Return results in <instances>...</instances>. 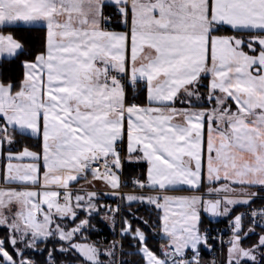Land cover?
<instances>
[{
    "label": "snow or ice",
    "instance_id": "obj_1",
    "mask_svg": "<svg viewBox=\"0 0 264 264\" xmlns=\"http://www.w3.org/2000/svg\"><path fill=\"white\" fill-rule=\"evenodd\" d=\"M105 7L114 8L125 25L131 16L130 34L102 27L111 21ZM21 25L46 28L42 51L34 52L5 31ZM222 31L239 35H217ZM17 60L24 69L18 90L0 71V148L30 134L42 138V153L27 147L9 151L4 180L41 190H0V227L7 228V243L19 258L0 239V264H35L16 245L34 249L49 237L66 241L68 247L59 251L75 252L82 264H102L97 247L74 242L89 226L87 217L98 211V193L81 195V188L73 195L71 185L87 181L90 174L120 189L123 159L147 162V182L132 180L140 188L187 185L199 191L205 181L209 194L235 191L233 184L264 188V0H0V64ZM204 77H209L206 98L200 93ZM139 82L146 87L149 106L127 99L126 85L134 90ZM193 98L207 99L214 107H175L177 101L191 106ZM125 133L127 155L122 157L119 142ZM24 158L34 162L12 163ZM221 180L228 183L211 187ZM121 199L164 210L162 231L168 243L161 246V256L147 247L141 229L133 230L124 220L122 233L133 234L146 264H200V246H207L200 209L221 215L220 199L173 201L132 194ZM173 202L178 211L170 210ZM223 202L249 204L250 198L225 197ZM104 207L120 212L119 206ZM77 210L86 217L66 229L64 221L74 223ZM229 211L225 207L223 214ZM242 215L232 222L227 264H258L256 252L264 249V235L251 248L242 247V239L255 232L251 227L241 234ZM251 216L253 225L261 217L258 226L264 228V208ZM105 254L114 256V246ZM49 264H55L51 252Z\"/></svg>",
    "mask_w": 264,
    "mask_h": 264
},
{
    "label": "trees",
    "instance_id": "obj_2",
    "mask_svg": "<svg viewBox=\"0 0 264 264\" xmlns=\"http://www.w3.org/2000/svg\"><path fill=\"white\" fill-rule=\"evenodd\" d=\"M105 13H108L112 10V7H105ZM114 17V27L120 28L121 21L120 16L113 15ZM24 28L35 29L33 31H24ZM6 32H13L15 37L23 42L33 50L34 52H39L43 50L44 38L46 35V28L44 26H19L18 29L8 28L5 29ZM218 35H239L238 33L232 31H222L217 33ZM23 59H32V57H20ZM0 71L3 72V77L5 78V82L11 81L14 85L19 86V82L23 79L24 69L20 64V60L15 61L14 63H9L4 61L0 64ZM209 77L202 78V85L204 87L200 88V93L202 97H207L208 89L206 85L208 84ZM135 97V99H133ZM128 100L131 103L132 101H136L139 104H145L146 100V88L145 87H137L134 90H128ZM178 107H201L207 108L214 106V103H209L207 99H202L201 101H196L193 98V105L189 106L187 104H181L179 101L175 104ZM193 109V108H192ZM17 142L13 145H9L6 147L7 150L19 151L24 147L28 149L41 153L42 152V141L39 138L32 137L30 135L25 134L23 137H16ZM123 177L126 182L127 187H131L132 179H139L145 182L146 179V164L142 162L129 163L126 160L123 164ZM80 181H78L75 185H78ZM209 184H204L201 187V191L207 190ZM246 191L254 192V191H263L262 187H247V186H238ZM239 189V188H238ZM137 196H146L144 194H140ZM111 200L113 202V207L117 206L121 207L120 212L112 213L108 211V208L104 207L107 205L106 203ZM108 206V205H107ZM245 205H240L238 207L232 208L230 214L225 216V219L230 218L239 212V210ZM99 207L100 211L96 214L89 216L90 224L85 229H83L82 234H78L74 237V242L76 243H87L89 245H94L100 251L99 260L102 264H116L118 254L120 257L121 264H146L145 259L143 258V254L139 251L141 245L137 242L136 239L133 238V234L122 233L121 236H118V229L121 230L125 227L124 220L126 219L131 225L133 230L136 228L141 229L146 237H147V247L153 251L157 256L160 254L161 246L168 242L165 236L162 233V220H161V209L157 208L154 204H149L146 201H134L129 203L127 200H120L119 195H115L114 197L110 195H105L99 198ZM103 214L112 215L111 218L105 219ZM85 215L84 211H80V215L77 220L73 223L71 221L65 220L68 222V228H72L77 224L78 220ZM147 221V223H145ZM213 218L207 214H204L200 218L199 227L200 229L204 228L207 224L213 223ZM97 226H101L104 229V232L108 234L109 237H114L115 241L113 243L107 241L105 243L101 242L99 239V233L96 230ZM260 235H264V229L256 228L254 233L249 234L246 238H243L241 241V246L244 248H251L255 243L258 242V238ZM8 230L7 228L0 227V239H5V247L6 250L16 257L13 248L7 243ZM120 239L119 243L117 240ZM115 255L108 256L106 255V251L109 249H113ZM17 248L21 249L24 253V257L28 260L35 261V264H49V252L52 253V259L55 264H82L80 257L75 252H60L59 249L61 247H68L66 241H61L58 237H49L47 240L37 241L36 248L29 249L25 248L23 243H18L16 245ZM204 249V259H208L207 250L205 246L202 245ZM263 249H260L256 252L258 256H261ZM229 257V256H227ZM249 261H241V264H248Z\"/></svg>",
    "mask_w": 264,
    "mask_h": 264
},
{
    "label": "built area",
    "instance_id": "obj_3",
    "mask_svg": "<svg viewBox=\"0 0 264 264\" xmlns=\"http://www.w3.org/2000/svg\"><path fill=\"white\" fill-rule=\"evenodd\" d=\"M113 14H116L115 9L113 10V12L105 14L106 17H111V21L104 25L105 29H110L113 27V23H114ZM138 84H137V86H138ZM128 88H131V87L126 85V90ZM119 147H120V149L123 148V142L119 143ZM95 167L96 166L93 165V168H95ZM121 184H122L121 189L115 191V192L119 193L120 195L141 194V193L152 192V191L146 190L145 187L144 188L137 187V186L133 185L132 182H131V187H127L126 182H125L124 178L122 177V175H121ZM107 191H110V190H107ZM111 192H114V191H111ZM255 193H256L255 196H252V194L242 195V197H249L252 200L251 204L244 206L237 213V215L243 214L242 215V221H241V224H242V233L241 234L242 235H243V233L248 232V229L251 227H255V229L256 228L264 229V228L258 226L261 222V217H259V216L255 218L257 225H253V217L251 216V212L253 210H259V209L264 208V192H255ZM109 204L111 205L112 202L110 201ZM119 208L121 209V207H119ZM236 216L230 217L229 219H219L217 221H214L211 224H207L201 230V233H206V235H207V246H205L203 244L202 245L205 246V248L207 250L208 259L207 260L204 259V249L202 248V245H201L200 246V264H227L228 259H229V257H227L228 256V250L230 247L229 240L232 237V228H233L232 222L234 221V218ZM96 230L99 233V239L101 242L105 243V242L109 241V242L113 243L115 241V238L109 237L108 234L104 232V229L101 226H97ZM249 234H251V233H249ZM120 235H121V228L118 229V236L120 237ZM119 240L120 239L117 240L118 243H119ZM164 245H166V244H164ZM159 256H161V249H160V255ZM256 256H257L258 264H264V249H263L261 256H258L257 254H256ZM187 258L191 259V253L187 254ZM116 264H121L119 258H118ZM248 264H252V262L249 261Z\"/></svg>",
    "mask_w": 264,
    "mask_h": 264
},
{
    "label": "crops",
    "instance_id": "obj_4",
    "mask_svg": "<svg viewBox=\"0 0 264 264\" xmlns=\"http://www.w3.org/2000/svg\"><path fill=\"white\" fill-rule=\"evenodd\" d=\"M104 13H105V10H104ZM121 20V27L120 28H115V29H110V30H107V31H114V32H117V33H129L130 34V29H131V16L128 17V25H125L123 22H122V17L120 18ZM24 26V25H22ZM29 26H43V25H29ZM103 27V25H102ZM104 28V27H103ZM218 35V34H217ZM226 36V35H225ZM130 43V41H129ZM246 52H248L249 50L247 48L244 49ZM249 54H251L249 52ZM129 55H130V50H129ZM145 87V85H144ZM146 88V87H145ZM126 96H127V90H126ZM128 99V98H127ZM146 100H147V90H146ZM230 102V101H229ZM135 103V102H134ZM231 103V102H230ZM137 104V103H136ZM139 104V103H138ZM141 106H149V102L147 100V102L145 104H139ZM175 107H177L178 109L179 108H183V107H178L175 105ZM214 106H211V107H207V108H201V107H198V108H195V107H192L193 110H202V109H210ZM233 107V110H235V105L233 104L232 105ZM185 108V107H184ZM177 122H181L180 119L178 118ZM127 128V121H125V129ZM27 135H30V134H27ZM31 136V135H30ZM41 141H42V138H40ZM123 145H124V148L122 149V152H121V155L122 157H125L127 155V135L125 133L124 137H123ZM9 145L8 144H4L3 145V148H0V190H7V189H30V190H41L40 189V186L39 185H32V184H18V183H7L5 182L4 180V174H5V171H6V165L8 163V160H7V153L9 151L13 152V153H19L21 152L22 150H19V151H14V150H7L6 147H8ZM30 150V149H29ZM32 151V150H30ZM35 152V151H34ZM42 153V152H41ZM127 159H123L122 160V164H124V162L126 161ZM34 161H32L30 158H24L22 160H13L12 163L14 164H20V165H24V164H28V163H33ZM142 163H145L146 164V179H145V183L147 182V168H148V165H147V162L146 161H140ZM39 165H40V179H41V183L43 181V171H44V168H43V160L41 159L40 162H39ZM205 170H206V164H205ZM119 174V173H118ZM120 175V174H119ZM121 176V175H120ZM79 184L78 185H75L77 182H74L72 185H71V188H74L76 191H73V195H76L77 194V189H83V191H81L79 194L81 195H85L87 192H92V191H95L98 193L97 195V198L95 199V203L97 204V207H98V211L94 212V214L98 213L100 211V207H99V198L100 197H103L105 196L104 194L105 193H113L111 191H117V190H114L112 189L109 185H107L106 183H104L103 181H100V180H93L91 175L89 174L88 175V178H87V181L84 180V179H80L79 180ZM228 181H224V180H221L219 182H216V183H213L211 184V187H215V188H219L221 185L223 184H227ZM204 184H208L207 181L204 182ZM203 184V186H204ZM186 186L184 190H181V192H186V193H189V194H200L202 196H205L204 194H209L207 192V190H205L204 192L199 190V191H195V190H191L189 189V187L187 185H184ZM238 186H242V185H239V184H233L231 185V187L233 189H235V191H230V192H220V193H212L214 195L212 196H216V198H221L222 197H235L237 198L239 195H240V192L241 193H245V192H248L246 191L245 189L241 188V187H238ZM248 187V186H247ZM149 190H154L156 191L155 194H148L144 197H147V196H152V197H156L158 196V192H168L170 191L171 189H159V188H150V187H147ZM239 188V189H238ZM102 189H107V190H110V191H103ZM247 194V193H245ZM137 196V195H136ZM17 205H12V211H16L17 209ZM93 215V213H92ZM84 216V215H82ZM103 217L105 219H110L111 218V221L113 219V216L112 215H107V214H103ZM220 217V216H219ZM28 239H30V237H28Z\"/></svg>",
    "mask_w": 264,
    "mask_h": 264
},
{
    "label": "rangeland",
    "instance_id": "obj_5",
    "mask_svg": "<svg viewBox=\"0 0 264 264\" xmlns=\"http://www.w3.org/2000/svg\"><path fill=\"white\" fill-rule=\"evenodd\" d=\"M127 25H128V23H127ZM211 109V108H210ZM185 187L186 186H184V185H180V186H176V188L175 189H171L170 191H168V192H159L158 193V196L159 197H165V196H167V197H170V198H172L173 199V201H175L177 198H182V197H191V196H202V195H200V194H189V193H186V192H181V190H184L185 189ZM253 187H260V186H253ZM245 193H250V191H248V192H245ZM205 200H216V199H220L221 201H222V203H221V206H220V208H219V212L221 213V215H224V216H228L229 214H230V212H231V210H232V208H234V207H238V206H240V205H247V204H232V205H226L223 201H224V199H225V197L224 198H216V197H213V196H211V195H207V196H202ZM227 198H231V199H234V200H240V199H243V198H241V197H237V198H235V197H227ZM245 199V198H244ZM164 201H163V199H161L160 200V203H163ZM250 202H251V200H250ZM46 207V206H45ZM170 210L171 211H178L179 210V206L176 204V203H172V204H170ZM225 207H228L229 209H230V211L225 215V214H223V211H224V208ZM161 209V217L164 215V210L162 209V208H160ZM78 211V216L80 215V211L79 210H77ZM93 214H94V212H93ZM204 214H206V212H204L203 211V209L201 208L200 209V218L204 215ZM221 215H217L216 217H219V216H221ZM86 217V212H85V215L84 216H82L79 220H78V222H77V224L80 222V220H82V219H84ZM88 219H89V217H87ZM57 222H59V221H57ZM69 222V221H68ZM68 222L67 221H64V225L66 226V229H68ZM162 233H163V231H162ZM163 235H164V233H163ZM165 236V235H164ZM30 237V236H29ZM31 238V237H30ZM165 238L167 239V237L165 236ZM41 241V240H40ZM82 243H84V242H82ZM159 256V255H158Z\"/></svg>",
    "mask_w": 264,
    "mask_h": 264
},
{
    "label": "water",
    "instance_id": "obj_6",
    "mask_svg": "<svg viewBox=\"0 0 264 264\" xmlns=\"http://www.w3.org/2000/svg\"><path fill=\"white\" fill-rule=\"evenodd\" d=\"M214 201V200H213ZM208 215L212 216L211 214L207 213Z\"/></svg>",
    "mask_w": 264,
    "mask_h": 264
},
{
    "label": "flooded vegetation",
    "instance_id": "obj_7",
    "mask_svg": "<svg viewBox=\"0 0 264 264\" xmlns=\"http://www.w3.org/2000/svg\"><path fill=\"white\" fill-rule=\"evenodd\" d=\"M113 29H115V27Z\"/></svg>",
    "mask_w": 264,
    "mask_h": 264
}]
</instances>
